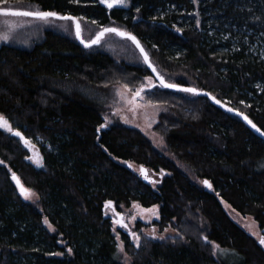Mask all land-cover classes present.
<instances>
[{
    "label": "trees",
    "instance_id": "16d2710c",
    "mask_svg": "<svg viewBox=\"0 0 264 264\" xmlns=\"http://www.w3.org/2000/svg\"><path fill=\"white\" fill-rule=\"evenodd\" d=\"M1 2L130 32L167 82L211 93L264 130V0H131L128 9L97 0ZM195 9L199 26L187 18ZM91 49L51 30L28 49L0 46V115L32 145L0 129V264H125V255L128 264H264V245L221 205L251 217L264 236V141L207 97L156 80L143 98L164 108L153 127L162 150L117 118L100 128L116 86L134 90L153 76L143 61ZM141 165L149 179L139 177ZM13 172L36 201L23 199ZM134 203L158 206L150 227L173 234L142 235L135 248L120 232L121 252L108 213ZM213 242L232 260L215 257Z\"/></svg>",
    "mask_w": 264,
    "mask_h": 264
},
{
    "label": "rangeland",
    "instance_id": "374dc122",
    "mask_svg": "<svg viewBox=\"0 0 264 264\" xmlns=\"http://www.w3.org/2000/svg\"><path fill=\"white\" fill-rule=\"evenodd\" d=\"M97 1L102 4L105 8L110 9L105 3L102 2V0ZM194 5L195 7H197L198 3H194ZM130 6L131 0H128V3H126L125 5H114L113 7L128 9ZM4 7L14 9V11H39L36 7L32 5H27L25 3L5 5L3 2H1L0 8ZM197 14L198 12L195 9L191 13V15L187 17L189 20L194 21L195 26H197L196 20H200L199 15ZM80 23L81 34L83 38L87 41L93 39V37L101 30L100 27L98 28L93 24H89L83 19L80 20ZM46 30H51L55 33L71 38L75 37L74 27L72 25V22H70L69 20L49 18V20L44 21L36 19L34 17H26L22 15H0V35H7L9 37V39L6 41L0 40V46L8 45L21 49L31 48L34 44H37L42 41L43 34ZM91 50L106 52L110 54L111 57H113L117 62H123L131 65L143 64V60L140 54L138 53L134 45L130 43V41L128 42L125 39H120L116 35L111 33L106 34L101 39L100 43L94 45ZM152 81L153 86L151 87H154L155 79L152 78ZM141 87H143L141 95L135 97L136 90L140 89ZM151 87L149 86V81L147 77L144 79L141 86L134 90L124 88V86H116L113 92V101L108 107L105 116L108 117V124H110L113 119L117 118L123 125L130 128L138 129L152 142L153 146L156 149L162 150L164 148L163 140L162 138H160L159 135H157L153 131V127L157 123L158 116L160 115V113L164 111V108L156 104L147 103L143 98L144 90ZM262 89L264 90V84L259 85L258 90L261 91ZM121 92H123L124 95L128 98L127 100L121 98ZM133 97H135L134 102L128 103V100H131ZM133 108L135 109V111H132ZM22 197L25 201L30 202H34L37 199L36 196L31 199H25L24 196ZM133 205L134 204H132L129 209L120 212L121 216H123L124 218V223L127 225V227H124L120 224H116L114 222L116 219H120V216H116L112 212L108 213V216L110 217L112 222V233L114 235L118 248L122 242L120 232L125 231L129 235V238L135 248L139 247H137L136 245V242L132 236V232H135L139 235L140 243L142 235H149V233L153 230H155V235L151 236L153 238H165L167 235L173 234V232L171 231L160 233L157 229H153L152 227H150V225L154 221L159 220V215H154L152 212L144 210L152 209L153 207L135 208L133 207ZM221 205L228 214L229 218L235 224L242 228L248 235L259 240V236H262V232L260 231L257 223L251 217L237 214L226 203H221ZM132 217H135V219H132ZM137 222H141L142 224H144L145 227L141 229H136ZM43 225L48 232L52 233L54 231L53 227L49 223H45V220H43ZM253 233H256V235H254ZM214 255L215 257L221 258L222 260L228 262L232 260V254H230L228 250H224L221 248L219 250H215ZM128 262L129 258L125 255V264H128Z\"/></svg>",
    "mask_w": 264,
    "mask_h": 264
},
{
    "label": "snow or ice",
    "instance_id": "6c2138e0",
    "mask_svg": "<svg viewBox=\"0 0 264 264\" xmlns=\"http://www.w3.org/2000/svg\"><path fill=\"white\" fill-rule=\"evenodd\" d=\"M103 3H105L108 8H112L114 5H125L126 3H128V0H102ZM194 3H198L199 0H193ZM137 12H139V8H137ZM0 13L4 14V15H8V14H12V15H16V16H26V17H34L36 19L39 20H44L47 21L49 20V18H58V19H62V20H73L76 21L75 27H76V35L79 37L81 34V25L79 23V20L76 17H72V16H68V15H61L58 12L55 11H13L10 8L4 7V8H0ZM198 15V14H197ZM93 23H95V21H93ZM200 24V20L197 19L196 20V25L198 26ZM178 31H182V29H178ZM107 33H115L116 35L120 36V37H124L127 39L132 40L137 47L140 48V51L142 53H144V59L146 62L149 63V66L152 67V71L156 72V75L159 77V82H160V86L163 88H168V89H176L179 91H183L185 93H192V94H199L201 90L197 89V88H193V87H182L181 84L178 83H170L167 82L164 78L163 75H161L159 72H157L155 66H153L151 64V61L149 60L148 54L144 51L143 47L140 45V41L137 39V37L135 35H133L130 32L121 30L120 28H115V27H101V30L96 34L95 39H92L90 41L85 42V46L90 47L92 44H98L100 43L101 39L105 36V34ZM9 37L7 35H0V40H8ZM148 81H149V86H153V81H152V77H147ZM124 88H127V85H124ZM143 91V87H141L140 89L136 90L135 92V97H138L141 95V92ZM206 95L211 96V93H206ZM135 97H133L131 100H128V103H133ZM121 98L122 99H128L123 92H121ZM212 100H214L217 104H220L221 101L218 100L215 96H211ZM150 103V102H149ZM241 103H244L243 101H241ZM229 111L232 112H237L249 125H251L252 129H254L257 133H259L261 136H264V130H261L255 123H253V121L251 119H249V117L247 115H245L243 112H239V110L237 109H232L229 108ZM132 111H135V109L133 108ZM105 123L100 125V128H106L108 127V117L105 116L104 117ZM127 122V121H126ZM150 126V125H149ZM0 129L5 130L7 133H10L16 137H19L25 144V146H32L31 142L28 138L24 137L23 133L21 131H19L18 129H14L12 127V125L10 124V122L3 116L0 115ZM99 139V137H98ZM107 150V149H105ZM28 159H32V157H28ZM0 163H3L2 161H0ZM37 163H39V161H37ZM127 163V162H126ZM131 167V165H129ZM138 171L142 172L144 174V178L145 179H149V176L147 174V170L144 169L143 165L140 166V168L138 169ZM163 173V170H161V174ZM12 178L13 180H15L17 182V184H20V180L17 177L16 173H12ZM156 181H153V185L155 184ZM204 184H206L209 188L212 187L211 183L208 180H204L203 181ZM20 190L21 193L24 195L25 199H31L34 196H36V193L32 192L30 189L24 187L23 184H20ZM113 205V202L111 200L106 202V207H110ZM133 207L135 208H140L141 206L137 203H134ZM158 206H153L152 209H145L144 211H149L152 212L154 215L158 214ZM116 216H120V219H116L114 222L116 224H120L124 227H127V225L124 223V218L123 216H121L120 213H115ZM132 219H135V217H132ZM45 223H48L47 218H45ZM115 231V229H114ZM254 235H256V233H253ZM150 236H154L155 235V230H153L152 232L149 233ZM132 236L136 242L137 247H139L140 245V237L137 233L132 232ZM119 238V237H118ZM161 239H163V237H160ZM204 240L207 241L208 238L207 236L204 237ZM259 243L261 245H264V236H259ZM213 247H214V253L215 254V250H219L220 249V245L219 244H215V242H213ZM120 251L123 252L124 251V246H123V242H121L120 246ZM68 252L71 253L72 249L69 248Z\"/></svg>",
    "mask_w": 264,
    "mask_h": 264
},
{
    "label": "water",
    "instance_id": "95a60500",
    "mask_svg": "<svg viewBox=\"0 0 264 264\" xmlns=\"http://www.w3.org/2000/svg\"><path fill=\"white\" fill-rule=\"evenodd\" d=\"M14 11V10H13ZM0 15H4V14H2V13H0ZM8 15H12V14H8ZM69 16V15H68ZM55 19H58V18H55ZM70 21H72V23H73V27H74V34H75V38H76V40L79 42V44H81L82 46H84V47H86V48H90V47H93L94 45H96V44H92L90 47H87V46H85V42L82 40V38H81V36H77L76 35V27H75V24H76V21H73V20H70ZM107 34H109V33H107ZM111 34H114V35H116L115 33H111ZM106 35V34H105ZM118 38H120V39H126V40H128V41H130V43H132L133 45H134V47L137 49V51H138V53L140 54V56H141V58H142V60H143V62H144V64L146 65V67L150 70V72H151V74H152V76H153V78L160 84V82H159V77L156 75V72H153L152 71V67H150L149 66V63L148 62H146L145 61V59H144V53H142L141 51H140V48L139 47H137V45L132 41V40H130V39H127V38H124V37H120V36H118V35H116ZM93 39H95V37L93 38ZM166 89H168V88H166ZM170 90H176V89H170ZM176 91H179V90H176ZM192 94V93H191ZM195 95H202V96H205V97H207L209 100H210V102L211 103H213L215 106H217V107H219V108H221L222 110H225V111H227V112H229V113H231V114H234V115H236L238 118H240L245 124H246V126L249 128V129H251L259 138H261L263 141H264V136H261L259 133H257L254 129H252V127H251V125H249L237 112H232V111H229L228 109L230 108L229 106H226V105H224L223 103H220V104H217L214 100H212V98H211V96H208V95H206V92H203V91H200V93L199 94H195ZM12 135V134H11ZM13 137H16V136H14V135H12ZM16 138H18L22 143H24L19 137H16ZM139 177L140 178H143L144 177V174L142 173V172H140L139 171ZM12 180H13V178H12ZM13 182H14V184H15V186L17 187V189H18V191H19V193L22 195V196H24L22 193H21V190H20V184H17V182L15 181V180H13Z\"/></svg>",
    "mask_w": 264,
    "mask_h": 264
}]
</instances>
